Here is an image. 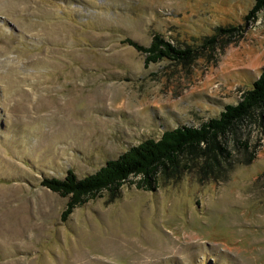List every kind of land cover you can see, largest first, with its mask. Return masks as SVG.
I'll return each mask as SVG.
<instances>
[{"label":"rangeland","instance_id":"1","mask_svg":"<svg viewBox=\"0 0 264 264\" xmlns=\"http://www.w3.org/2000/svg\"><path fill=\"white\" fill-rule=\"evenodd\" d=\"M253 3L0 0V264H264L262 112L209 168L160 173L154 192L131 178L63 221L66 199L40 185L236 104L264 70V21L244 20ZM156 34L192 57L144 65L122 44Z\"/></svg>","mask_w":264,"mask_h":264},{"label":"trees","instance_id":"2","mask_svg":"<svg viewBox=\"0 0 264 264\" xmlns=\"http://www.w3.org/2000/svg\"><path fill=\"white\" fill-rule=\"evenodd\" d=\"M258 18L264 21V0H254L244 20L249 22ZM239 30L238 27L217 28L205 43L213 45L217 37H230ZM122 44L143 55L144 65L160 61L181 64L193 54L192 50L178 48L157 34L152 36L147 46L131 39H124ZM256 112L264 113V70L251 83L250 88L242 93L236 104L223 105L216 117L208 119L198 127L178 126L166 130L157 139H146L131 146L117 158L106 161L92 174L78 178L73 172L67 171L63 179L43 178L40 185L66 199L61 214L63 221L74 209L95 199L100 193L116 194L131 178L135 179L132 184L136 189L154 192L160 173L184 170L186 163L209 168L212 163L209 161L214 160L212 155L215 151L220 155L225 154L223 147L227 144L228 134L240 123L250 120ZM238 144L239 147L247 149L244 142ZM194 159L200 163H193ZM251 160L252 155L248 161Z\"/></svg>","mask_w":264,"mask_h":264}]
</instances>
